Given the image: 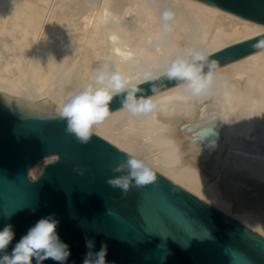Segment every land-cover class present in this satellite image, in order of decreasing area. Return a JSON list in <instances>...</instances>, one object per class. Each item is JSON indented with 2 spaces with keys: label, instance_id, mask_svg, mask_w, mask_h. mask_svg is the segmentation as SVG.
I'll list each match as a JSON object with an SVG mask.
<instances>
[{
  "label": "bare ground",
  "instance_id": "6f19581e",
  "mask_svg": "<svg viewBox=\"0 0 264 264\" xmlns=\"http://www.w3.org/2000/svg\"><path fill=\"white\" fill-rule=\"evenodd\" d=\"M263 32L203 0H0V90L59 111L105 63L162 72L188 48L209 55ZM177 84L158 90L153 112L120 106L92 130L264 235V49L219 65L199 96Z\"/></svg>",
  "mask_w": 264,
  "mask_h": 264
},
{
  "label": "water",
  "instance_id": "95a60500",
  "mask_svg": "<svg viewBox=\"0 0 264 264\" xmlns=\"http://www.w3.org/2000/svg\"><path fill=\"white\" fill-rule=\"evenodd\" d=\"M203 1L264 23V0ZM260 40L264 32L208 56L219 66L258 50ZM152 83L140 85L145 95ZM155 83L160 90L177 81ZM120 99L110 110L122 106ZM55 104L0 90V230L11 224L16 233L7 252L37 220L54 214L71 250L67 264H82L102 243L109 264H264L262 233L149 164L152 184L127 193L107 184L121 175L109 166L132 154L93 130L87 143L79 142ZM50 156L32 178L31 168Z\"/></svg>",
  "mask_w": 264,
  "mask_h": 264
},
{
  "label": "clouds",
  "instance_id": "9594fccd",
  "mask_svg": "<svg viewBox=\"0 0 264 264\" xmlns=\"http://www.w3.org/2000/svg\"><path fill=\"white\" fill-rule=\"evenodd\" d=\"M173 18L172 10L166 9L162 12L165 33L173 31L170 23ZM254 47L264 49V40L258 41ZM217 68L218 64L214 59H210L204 51L196 48H188L183 54L172 59L162 72L142 70L139 75H128L113 62L105 63L96 69L86 86L75 89L62 101L58 116L66 121L67 133L79 142L87 143L91 138L93 126L102 123L112 112L110 105L115 98H121L122 109L134 116L148 114L157 108L153 100L158 92V84L155 82L175 80L178 82L176 87H183L188 94L199 96L212 85ZM145 82H153V95L144 94L140 85ZM109 168L113 173L121 175L107 179L106 183L125 193L133 186L140 188L156 181L151 167L144 159L134 155L126 156L124 161L110 165ZM58 225L59 220L54 214L40 218L20 237L11 251L7 252L6 249L15 239L16 233L11 224H6L0 230V253H3L0 255V264H33L34 260L35 264H43L46 260H52L55 264H67L71 250L69 245L61 240L57 231ZM86 246L91 249L93 242H86ZM107 254V244L102 243L98 251L85 253L82 264H109Z\"/></svg>",
  "mask_w": 264,
  "mask_h": 264
}]
</instances>
